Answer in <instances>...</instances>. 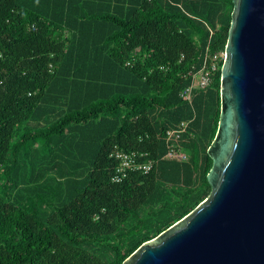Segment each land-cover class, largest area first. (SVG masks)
Listing matches in <instances>:
<instances>
[{
	"label": "trees",
	"instance_id": "obj_1",
	"mask_svg": "<svg viewBox=\"0 0 264 264\" xmlns=\"http://www.w3.org/2000/svg\"><path fill=\"white\" fill-rule=\"evenodd\" d=\"M232 7L0 0V264H122L206 199L222 60L180 93L224 52ZM115 150L151 170L112 182Z\"/></svg>",
	"mask_w": 264,
	"mask_h": 264
},
{
	"label": "water",
	"instance_id": "obj_2",
	"mask_svg": "<svg viewBox=\"0 0 264 264\" xmlns=\"http://www.w3.org/2000/svg\"><path fill=\"white\" fill-rule=\"evenodd\" d=\"M210 193L122 264H264V0H231Z\"/></svg>",
	"mask_w": 264,
	"mask_h": 264
},
{
	"label": "built area",
	"instance_id": "obj_3",
	"mask_svg": "<svg viewBox=\"0 0 264 264\" xmlns=\"http://www.w3.org/2000/svg\"><path fill=\"white\" fill-rule=\"evenodd\" d=\"M220 60H223V52L213 53L208 57V59H205L201 69L191 74V85L181 91L180 97L182 100L189 102L191 100L193 90H203L209 86L212 75L217 70ZM185 126V123H181L176 129L168 130L165 133L166 140L171 141L172 139H178L180 134L184 131ZM110 156L118 162L111 178V181L114 183L121 182L129 172H141L146 174L152 168V162L140 161L139 157L142 155H137V153L115 150ZM166 157L176 158L180 161H186L188 158L184 150L176 147H170Z\"/></svg>",
	"mask_w": 264,
	"mask_h": 264
}]
</instances>
